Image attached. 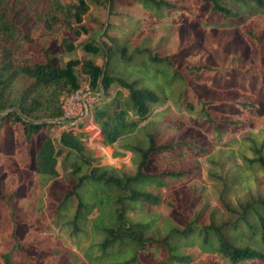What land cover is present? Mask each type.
Listing matches in <instances>:
<instances>
[{
    "label": "trees",
    "instance_id": "16d2710c",
    "mask_svg": "<svg viewBox=\"0 0 264 264\" xmlns=\"http://www.w3.org/2000/svg\"><path fill=\"white\" fill-rule=\"evenodd\" d=\"M108 1L109 8L115 1L129 6L136 28L111 37L113 44L107 47L96 38L86 43V51L101 52L105 61L100 66L86 60L83 67L93 91L102 92L95 118L105 141L132 152L135 172L100 164L87 152L81 133L64 129L55 140L49 132L62 122V96L80 88V61L55 63L43 40L72 49L68 35L81 33L76 24L88 9L85 0H0V163L6 158V190L17 173L27 176L24 183L59 177V157L65 153V190L50 218L54 224L65 221L87 264H264V194L230 199L235 184L244 183L255 168L264 170V0ZM163 21L174 30L185 23L204 32L219 28L228 40L213 41V48H224L228 56L225 47L239 31L258 59L227 69L215 66L204 51L177 60L175 53L161 55L151 45L159 33L154 24ZM38 50L43 61L33 59ZM117 58L125 77L114 76ZM217 73L224 80L221 87L214 82ZM257 78L259 85L253 84ZM113 83L120 87L114 96L108 90ZM204 85L206 91L196 95L195 103L186 99L188 91ZM160 118L177 126L172 137L155 127ZM150 127L145 140L129 141ZM219 142L227 161L236 162L237 150L241 163L235 164L234 179L214 172L221 180L226 214L203 225L205 207L198 208L203 191L196 181L188 197L181 184L197 175L186 167L189 162L199 163L203 156L215 162L212 147ZM14 194L2 192V204L12 206ZM161 204L179 211L183 222L157 212ZM13 212L9 236L14 244L0 253L2 264L19 263L13 252L24 245ZM32 214L22 221L27 234L47 227L39 216L27 221Z\"/></svg>",
    "mask_w": 264,
    "mask_h": 264
},
{
    "label": "rangeland",
    "instance_id": "374dc122",
    "mask_svg": "<svg viewBox=\"0 0 264 264\" xmlns=\"http://www.w3.org/2000/svg\"><path fill=\"white\" fill-rule=\"evenodd\" d=\"M85 2L88 5V9L83 14L82 21L76 24L77 26H82V28L80 27V35L73 33L68 35L74 43L72 49L65 51L58 42L52 39L43 40V45L53 55L55 63L64 66L69 59L80 61V64L76 67L81 80L80 87L90 82V76L85 72L83 62L93 60L102 66L105 61V57L101 52L94 55L91 51H86L84 48L85 44L94 42L93 40L96 38L99 43L104 42L107 47L113 44L111 37H123L125 31H133L137 24V18L133 11L130 10V7L120 4L118 1L113 3L112 8H109L108 0H85ZM154 29L158 30L159 33L157 35L158 38L152 43L151 48L161 55L175 53L174 60H177L180 56L184 57L187 54L196 55L204 51L207 52V58L215 66L228 69L242 68L245 64L256 63L258 59L257 50L239 31L233 33V40L228 41L229 43L225 47L230 54L228 56L225 55L224 48H213V41H219L221 39L228 40V37L226 38L220 34L221 31L219 28L214 32L212 30L204 32L202 29H194L191 24L185 23L181 26L180 30H174L170 22L163 21L155 23ZM33 59L34 61H43L44 53L38 50L34 54ZM114 65L117 66L114 76L125 77L126 73L123 72L124 67L119 58L115 60ZM223 81L221 74L217 73L214 77V82L218 87H221V82ZM198 82L203 81L199 80ZM253 84L259 85L260 79L257 78ZM119 88L116 83H113L108 90L114 96L117 94ZM206 88L205 85L202 87L196 86L193 92L188 91L186 99L195 103L196 95H200L203 90L206 91ZM94 93L98 96V101L93 109L95 114V110L97 108L99 109V106L102 104V92L95 89ZM208 95L210 98H216L213 94ZM156 121L155 127L164 128V133L167 137H172L175 134L177 130L175 123L170 120L167 123L166 118H160ZM64 129L68 130V127L62 121L59 126L50 128L49 132L56 140L59 133ZM150 129L152 127L144 128L141 133H137L129 138V141L133 143L145 140L146 135L144 132H148ZM261 136L262 134L259 132V138ZM37 145L38 143L36 142L33 146L32 153L35 152ZM114 146L116 148L115 150L120 151L122 154L116 155L114 152V155L120 157V159L114 161L113 164H106V160L104 158L102 160V157L94 153L92 149L87 148V152L98 158L102 165L114 166L133 174L135 172V165L132 163V152L122 148L118 150L117 143ZM221 146V142H219L212 147V152L215 154L214 163L208 160L210 157L207 158L204 156L200 157L199 163L194 161L189 162L186 167L194 168L197 175L181 184L183 193H186L187 195H185L188 197L192 196V187L196 181L199 184V188L203 191L198 207L200 209L205 207L199 221L203 225L208 224L213 218L220 220L221 216L224 217L226 214V210L221 202V180L214 174L216 173L218 176H221L222 173L224 176L234 179L236 176L235 164L241 163V158L237 150L234 155L236 162L227 161L228 158L226 155H221V150H223ZM64 155L65 153L59 157V177L51 180L33 177L27 180V183H24L23 178L27 177L24 175V172L13 174L7 190L6 182L8 176L4 172L6 158L0 163V194L5 191L9 193L15 192L14 199L10 203L12 206L4 205L0 200V253L10 251L14 244L9 236V231L12 226L9 216L11 210H14L13 215L15 219L19 220L17 221L16 233L20 241L24 244L21 250H14L13 257L19 261V263L15 262L14 264H87L81 250L82 248L77 246V241L70 235V231H66L65 221H62L60 224H54L50 218L51 214L49 211L55 208L57 201L61 199L62 194L60 191L65 190L63 175L68 168L63 165L62 157ZM221 162H226L223 169H221ZM249 170L250 168L246 169L245 172L249 173ZM249 174V177L244 183L234 185L230 193V199L232 201L236 202L244 198L250 199L251 197H256L258 194H264V170L255 168ZM172 187L174 188V186ZM163 189L167 190L166 188ZM29 211L33 212V214L27 221H34L39 216L43 219L42 224H47V227H41L38 233L27 234L25 222L22 221H25L23 219L28 215ZM157 212L172 216L178 223L183 222V216L180 212L175 209L171 210L165 204L159 205ZM0 264H2L1 260Z\"/></svg>",
    "mask_w": 264,
    "mask_h": 264
},
{
    "label": "built area",
    "instance_id": "2783aa9c",
    "mask_svg": "<svg viewBox=\"0 0 264 264\" xmlns=\"http://www.w3.org/2000/svg\"><path fill=\"white\" fill-rule=\"evenodd\" d=\"M98 96L94 93L90 82L76 91L62 96L61 120L67 124L68 130L82 134L86 148L106 160V164H113L120 159L114 155L115 146L105 141L101 125L95 118L94 106ZM128 155V153H127Z\"/></svg>",
    "mask_w": 264,
    "mask_h": 264
}]
</instances>
